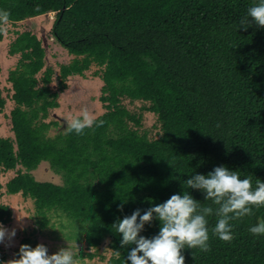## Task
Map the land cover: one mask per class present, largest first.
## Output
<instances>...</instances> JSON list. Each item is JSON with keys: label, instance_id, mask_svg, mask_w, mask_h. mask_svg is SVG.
Here are the masks:
<instances>
[{"label": "trees", "instance_id": "trees-1", "mask_svg": "<svg viewBox=\"0 0 264 264\" xmlns=\"http://www.w3.org/2000/svg\"><path fill=\"white\" fill-rule=\"evenodd\" d=\"M258 2L0 0L10 24L27 26L25 21L53 13L47 37L73 55L54 71L34 29L14 32L6 51L15 59L6 77L11 94L0 89V116L11 133L0 135V192L83 226L90 248L109 239L108 264H130L134 245L120 247L122 237L112 226L118 220L137 209L143 215L184 191L215 209L185 184L215 167L251 177L253 188L257 179L264 182V28L239 29ZM92 68L102 81V113L95 118L103 125L83 135L48 136L55 125L46 121L48 114L58 108L69 78L85 77ZM146 117L153 119L150 125H144ZM41 162L63 183L36 180L31 171ZM207 219L210 250L183 249L185 264H264V235L249 232L264 220V207L230 222L231 242L213 235L214 213ZM12 221V207L0 204V225L6 229ZM159 227L153 219L140 235L152 238Z\"/></svg>", "mask_w": 264, "mask_h": 264}, {"label": "clouds", "instance_id": "clouds-1", "mask_svg": "<svg viewBox=\"0 0 264 264\" xmlns=\"http://www.w3.org/2000/svg\"><path fill=\"white\" fill-rule=\"evenodd\" d=\"M38 10V9H37ZM10 13L0 11V25L9 23ZM255 25L264 28V0H259L247 10V14L239 22V29L247 30ZM100 127L103 121L82 109L80 113L69 119L66 124L67 133L83 135L84 130L93 125ZM187 189L198 190L205 194V201H211V206L201 207L187 191L183 194H173L167 201L157 204L143 215L137 209L130 216H125L112 226L122 239L120 247L134 245L127 256L130 264H185L182 250L199 249L207 252L209 248V230L207 217L215 214L217 221L212 233L220 241L231 242V221L253 214V208L264 207V182L256 180L253 188L251 177L241 178L237 171H230L225 166L215 167L207 175L197 174L185 181ZM123 210V206L118 209ZM153 219L160 223L159 232L152 238L141 236L145 225ZM253 236L264 235V220L249 228ZM15 229L8 231L0 225V243L5 239L14 238ZM18 259H11L6 264H79L74 254L68 248L60 249L49 255L48 249L38 244L32 248L21 245Z\"/></svg>", "mask_w": 264, "mask_h": 264}, {"label": "rangeland", "instance_id": "rangeland-1", "mask_svg": "<svg viewBox=\"0 0 264 264\" xmlns=\"http://www.w3.org/2000/svg\"><path fill=\"white\" fill-rule=\"evenodd\" d=\"M53 18L54 14L50 13L25 21L27 26L21 23H9L4 26V37L0 41V89L4 96L8 97L11 94L6 77L14 68L15 59L7 56L6 51L16 30L31 27L42 37L46 50V65L52 67L54 71L58 70L59 65L69 63L73 58V55H69L52 38L47 37ZM94 70L95 68H92L86 72L85 77L72 76L69 78L68 88L58 98V108L51 110L48 114L46 121L55 122V125L49 127L48 136L65 132L69 119L77 116L82 109H87L94 117L102 113L101 103L98 100L102 81L92 76ZM53 87L56 88V85ZM8 110L9 108H6L4 112ZM152 122L151 117H146L144 125H150ZM0 135L11 136L4 115L0 116ZM31 174L38 181L63 183L62 176L54 172L48 162H41L36 169L31 171ZM12 175L13 171L8 176H3L2 181H7ZM0 204H8L12 207L13 221L6 229L9 232L15 229L16 232L14 238L11 240L6 238L3 243H0V264H6L11 259H18L21 245L34 248L42 244L48 249L49 255L60 249L68 248L73 252L79 264H108L112 257L109 239H105L97 249L88 247L81 234L84 227L63 214L54 211L40 214L36 211L32 200L25 199L21 195L5 194L4 190L0 192Z\"/></svg>", "mask_w": 264, "mask_h": 264}]
</instances>
